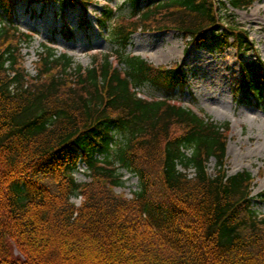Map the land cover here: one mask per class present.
<instances>
[{
    "label": "trees",
    "instance_id": "16d2710c",
    "mask_svg": "<svg viewBox=\"0 0 264 264\" xmlns=\"http://www.w3.org/2000/svg\"><path fill=\"white\" fill-rule=\"evenodd\" d=\"M27 1L83 12L88 3ZM255 1L126 0L131 21L114 26L105 7L99 21L113 53L84 67L43 43L31 76L19 45L33 34L16 23L17 0H0V264H264L254 177L229 173V123L177 102L175 89L187 87L179 65L128 52L139 29H173L197 48L232 46L236 95L264 105V61L244 59L253 42L229 12ZM148 84L167 96L142 97ZM81 164L87 182L76 178ZM123 170L139 178L132 198L114 190Z\"/></svg>",
    "mask_w": 264,
    "mask_h": 264
},
{
    "label": "rangeland",
    "instance_id": "374dc122",
    "mask_svg": "<svg viewBox=\"0 0 264 264\" xmlns=\"http://www.w3.org/2000/svg\"><path fill=\"white\" fill-rule=\"evenodd\" d=\"M86 1V12H83L80 6L63 10L57 1L29 5L27 0H17L16 23L21 30L34 36L30 44L24 42L19 45L23 65L31 76L37 75L43 43L54 44L59 53H68L84 67L91 66L95 59L102 61L106 53H113L116 44L110 38L109 28L102 26L99 19L103 9L111 7L116 14L108 22L110 26L122 21L123 16L129 21L130 7H123L126 0ZM229 12L234 13L236 21L248 32L253 42V49L244 55V59L250 61L259 58L264 61V0H257L247 8L229 7ZM63 27L72 31L70 37L61 31ZM128 52L141 55L157 67L179 65L186 73L187 87L181 94L178 88L175 89L177 102L200 114L209 115L219 123H229V173L242 170L252 173V205L264 218V105L255 99L240 101V95H236L235 82L240 76L236 50L232 46L222 49L213 44L197 48L173 29H139L132 34ZM139 93L148 98L167 96L165 90L150 84L139 89ZM214 168L215 159L212 158L209 172L213 173ZM189 172L192 174L193 170ZM123 174V183L115 186L114 190L132 198L139 189V178L127 170H123ZM75 175L80 182L90 180L85 164L80 165ZM73 200L77 205L82 202L81 197Z\"/></svg>",
    "mask_w": 264,
    "mask_h": 264
}]
</instances>
